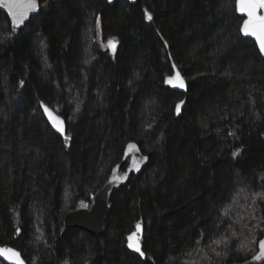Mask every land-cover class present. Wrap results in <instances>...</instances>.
<instances>
[{"label": "trees", "instance_id": "obj_1", "mask_svg": "<svg viewBox=\"0 0 264 264\" xmlns=\"http://www.w3.org/2000/svg\"><path fill=\"white\" fill-rule=\"evenodd\" d=\"M39 2L15 31L0 12V246L26 264L250 259L264 235V199H253L264 193V57L241 36L235 0ZM173 64L185 95L165 86ZM40 103L64 118L67 142ZM130 142L148 163L111 195L103 234L63 231ZM138 221L144 259L126 247Z\"/></svg>", "mask_w": 264, "mask_h": 264}, {"label": "water", "instance_id": "obj_2", "mask_svg": "<svg viewBox=\"0 0 264 264\" xmlns=\"http://www.w3.org/2000/svg\"><path fill=\"white\" fill-rule=\"evenodd\" d=\"M125 1L128 2L129 4H136L137 0H125ZM19 2L24 3V2H27V0H19ZM36 2H37L36 9L34 11H29L28 12L27 18L24 19L23 23H21L19 25V27L16 28V30L17 29H22L29 22V20L32 17H34V16H36L38 14V12L40 10V2H39V0H36ZM113 2H114V0H112L111 3H109V2L108 3L109 4H113ZM235 5H236V0H235ZM16 11H17V14L19 16V13L21 11H23V9H17ZM0 12L6 15V17L9 20L10 25L13 28L11 15L8 12L7 8L3 7V0H0ZM237 14L243 19V21L245 19H247L246 14L240 13L238 11H237ZM258 14L264 15V11H261ZM242 25H243V22H242L241 26ZM240 34H241V36L243 38L252 40L256 44V46L258 48V51H259L258 44L255 41L254 37L244 36L241 32H240ZM115 48H116V42H115ZM111 51L114 52L112 49H111ZM262 56L264 57V55H262ZM172 71H173L172 74L169 75V76L175 75V72L179 71V70L177 69V67H175V69H173V66H172ZM169 76H167V77H169ZM181 76H182V74H181ZM182 78L184 79L183 76H182ZM164 83H165V81H164ZM184 83H185V87L184 88L173 87L172 85H169V84H166V83H165V86L167 88L173 90V91H176V92H178V93H180L182 95H185L187 93V84H186V80L185 79H184ZM182 101H183L182 104H181V101L178 103V104H181L179 114L177 113L176 108H175L176 116H180L182 111H183V109H184V107H185L186 98H184ZM41 104L42 103H40V108H41L42 114H43L46 122L50 126L51 130L56 135H58L59 137L64 138L63 135H61L59 132H57L52 127V123L49 120L48 116L44 113V110L41 107ZM49 109L53 112V115L59 116L53 109H51V108H49ZM59 117L64 121V125L63 126L65 128V135H66V133H67L66 122H65L64 118H62L61 116H59ZM129 144H133V145H135V147L130 149L128 147ZM144 157H147V156H145L141 152V150H140V148H139L137 143H135V142L128 143L126 145L125 149H124V155H123L122 162H120L119 164L115 165L112 168V170H111L107 180L103 184V186L98 191H96V193L88 201L87 200L78 201L76 206L74 207V209L68 211L65 214L64 219H63V224H62L63 225V231L76 229V230H80L82 232L88 233L90 235H93V236H95L96 234H99V235L103 234V231H104V219L109 214L110 209H111V204H110L111 195L113 194V192H115V191L119 190L120 188L124 187L127 184V182L129 180V178L131 177V175L137 176L142 171V169L148 163V157H147L146 160L143 159ZM125 162H127V167L125 168L124 171H122L121 168H122V166H123V164ZM113 169H116V171L114 172ZM109 181H112V182L110 183ZM134 231H135V228H134V230L132 232H134ZM142 236H143V227H142V232L140 234L141 249H142V242H141L142 241ZM261 240H264V235H263ZM127 243H128V241H127V237H126V247H127ZM3 248H10V249L15 250L12 247L0 246V249H3ZM128 250L133 252L131 249H128ZM15 251H17V250H15ZM259 251H260V249H259V243H258L257 252L254 255L258 254ZM133 253H135V252H133ZM135 254H138V253H135ZM253 256L250 259H248V260H246L244 262L231 263V264H264V259L254 260ZM20 258L24 261V259L22 258L21 254H20ZM144 258H145V256L141 257V259H144ZM0 261L3 262L4 264H15L14 260H10V259L6 258L2 254H0ZM24 264H26L25 261H24Z\"/></svg>", "mask_w": 264, "mask_h": 264}, {"label": "snow or ice", "instance_id": "obj_3", "mask_svg": "<svg viewBox=\"0 0 264 264\" xmlns=\"http://www.w3.org/2000/svg\"><path fill=\"white\" fill-rule=\"evenodd\" d=\"M109 3L112 2V0H108ZM3 7L7 8L8 12L11 15L12 23H13V31L16 30V28L19 27L21 23H23L24 19L27 18V14L29 11H34L37 7L36 0H27V2L21 3L19 0H3ZM17 9H23L19 13V16L17 14ZM236 11L240 13H244L247 16V19L243 21V25L240 28V32L244 36H251L255 38V41L258 44L259 47V54L264 55V15L258 14L261 11H264V0H236ZM145 19L148 21H151L153 19L152 15L145 11ZM96 27L97 29L101 26V17L96 16L95 17ZM108 47H110L113 51H115V42L114 40L108 41ZM87 63V61H85ZM175 64H173V69H175ZM131 83V81H130ZM165 83L172 85L173 87L178 88H184L185 83L184 79L182 78L179 71L175 72V75L169 76L165 79ZM20 84H24V80L20 81ZM183 101H181V104ZM181 104L176 105V111L179 114ZM41 107L44 110V113L48 116L49 120L52 123V127L59 132L61 135L64 136L65 141L67 142L69 140V136L65 135V128H64V121L56 115H53V112L43 103L41 104ZM76 111H79V106H77ZM151 127V125H149ZM229 135H233V133H229ZM128 147L134 148L135 145L129 144ZM240 149H236L233 151L232 155L233 157L237 156ZM143 159H147V157H144ZM138 167V166H137ZM115 172L116 169H113ZM110 183L112 181H109ZM256 198L264 199V193H255L254 194V202ZM86 206V205H85ZM253 211L255 209L253 208ZM255 219V217H252ZM20 229H17V232H19ZM142 232V225L138 221L135 225V231L132 232L127 236V248L131 249L133 252L138 253L139 257H144L145 253L141 249V243H140V234ZM233 236L236 235L235 232L232 234ZM39 239V237H37ZM227 238L221 237L220 239L213 240L209 247H211L212 244L214 245H221L222 243H226ZM199 243V241H197ZM259 253L253 256L254 260H261L264 259V240L259 241ZM212 252L216 256H220V252L216 250V248H211ZM0 254L4 255L6 258L10 260H14L15 264H24V261L20 258V254L10 248H3L0 249ZM65 264H67V261H65Z\"/></svg>", "mask_w": 264, "mask_h": 264}, {"label": "rangeland", "instance_id": "obj_4", "mask_svg": "<svg viewBox=\"0 0 264 264\" xmlns=\"http://www.w3.org/2000/svg\"><path fill=\"white\" fill-rule=\"evenodd\" d=\"M104 47H105V50L106 49L110 50V47H108V42L106 43V45Z\"/></svg>", "mask_w": 264, "mask_h": 264}]
</instances>
